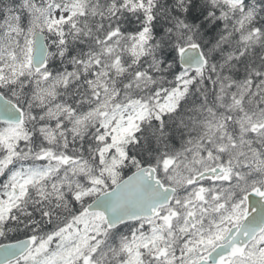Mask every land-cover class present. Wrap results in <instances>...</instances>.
Returning a JSON list of instances; mask_svg holds the SVG:
<instances>
[{"label": "snow or ice", "instance_id": "snow-or-ice-1", "mask_svg": "<svg viewBox=\"0 0 264 264\" xmlns=\"http://www.w3.org/2000/svg\"><path fill=\"white\" fill-rule=\"evenodd\" d=\"M0 264H264V0H0Z\"/></svg>", "mask_w": 264, "mask_h": 264}]
</instances>
